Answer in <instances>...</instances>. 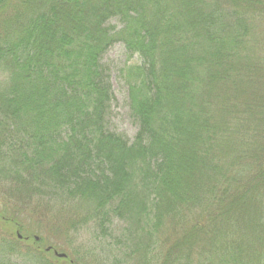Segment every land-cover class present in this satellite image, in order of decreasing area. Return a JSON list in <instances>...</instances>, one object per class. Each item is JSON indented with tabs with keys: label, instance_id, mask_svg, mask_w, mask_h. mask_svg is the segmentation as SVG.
I'll list each match as a JSON object with an SVG mask.
<instances>
[{
	"label": "trees",
	"instance_id": "obj_1",
	"mask_svg": "<svg viewBox=\"0 0 264 264\" xmlns=\"http://www.w3.org/2000/svg\"><path fill=\"white\" fill-rule=\"evenodd\" d=\"M0 161L83 226L122 220L125 262L264 264V0H0Z\"/></svg>",
	"mask_w": 264,
	"mask_h": 264
},
{
	"label": "rangeland",
	"instance_id": "obj_2",
	"mask_svg": "<svg viewBox=\"0 0 264 264\" xmlns=\"http://www.w3.org/2000/svg\"><path fill=\"white\" fill-rule=\"evenodd\" d=\"M108 26L120 29L122 23L115 18ZM127 63L128 55L122 43L114 45L102 61L109 72L115 98L107 118L109 129L132 143L139 128L129 106L128 88L121 77ZM8 167L11 166L0 161V219L3 218L0 264H42L39 261L43 259L52 264H67L64 259L57 257V260L53 251L68 255V261L75 264H133L132 259L129 263V258L126 262L124 259L128 253L124 248L126 225L122 220L113 219L102 231L83 226L78 202L69 207L60 198L61 193L57 197L53 192L41 195L39 191L27 196L26 190L8 176ZM26 235L40 245L33 238L25 242ZM19 236L22 239H17ZM48 248L54 249L48 252Z\"/></svg>",
	"mask_w": 264,
	"mask_h": 264
},
{
	"label": "water",
	"instance_id": "obj_3",
	"mask_svg": "<svg viewBox=\"0 0 264 264\" xmlns=\"http://www.w3.org/2000/svg\"><path fill=\"white\" fill-rule=\"evenodd\" d=\"M19 238L21 239L22 237L21 236H19ZM36 240H38V239H36ZM52 248H48L46 251H50ZM55 256L56 257H58V258H60V259H65V258H67V255L66 254H64V253H59L58 251H55Z\"/></svg>",
	"mask_w": 264,
	"mask_h": 264
},
{
	"label": "flooded vegetation",
	"instance_id": "obj_4",
	"mask_svg": "<svg viewBox=\"0 0 264 264\" xmlns=\"http://www.w3.org/2000/svg\"><path fill=\"white\" fill-rule=\"evenodd\" d=\"M22 239V238H21ZM55 253V251H53Z\"/></svg>",
	"mask_w": 264,
	"mask_h": 264
}]
</instances>
